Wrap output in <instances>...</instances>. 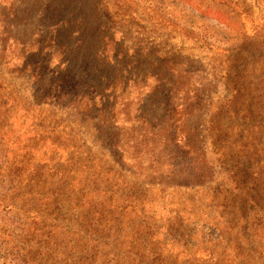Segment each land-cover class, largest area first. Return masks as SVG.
I'll list each match as a JSON object with an SVG mask.
<instances>
[{
	"label": "rangeland",
	"instance_id": "rangeland-1",
	"mask_svg": "<svg viewBox=\"0 0 264 264\" xmlns=\"http://www.w3.org/2000/svg\"><path fill=\"white\" fill-rule=\"evenodd\" d=\"M0 264H264V0H0Z\"/></svg>",
	"mask_w": 264,
	"mask_h": 264
},
{
	"label": "trees",
	"instance_id": "trees-1",
	"mask_svg": "<svg viewBox=\"0 0 264 264\" xmlns=\"http://www.w3.org/2000/svg\"><path fill=\"white\" fill-rule=\"evenodd\" d=\"M101 5V4H100ZM92 23H94V22H92ZM94 28H95V30H92V38H93V40H91L92 42H96V43H94V45L95 44H97V41H96V39L98 40V37L101 35V32H102V27L101 26H99V27H97V26H94ZM94 54L96 55V57H98V55L100 54V49L99 48H95V46H94ZM95 58V57H94ZM84 63H86V61L84 62ZM67 66H65V68H66ZM69 82V84H70V89L73 91V86H74V84H75V86H76V84L78 85V84H81L82 83V81H83V79H80L79 81H75V79H74V75L73 74H71L70 73V69H68L67 71H66V73L65 74H62L61 75V82L62 83H64V82ZM52 86L53 85H51V95L50 96H52V94H53V88H52ZM85 86H87V85H82V90L81 91H78L77 93H75V97H72L71 99H72V101L74 102V100L75 101H77V99H79V101H82L84 98H88V96H89V93L87 92V91H83L84 89L83 88H85ZM57 89H62V85L61 84H58L57 85ZM67 88L68 87H65L64 89L65 90H60L61 92H57V94H56V96H58V93H59V96H61V97H65V98H67V96H68V93L66 92L67 91ZM69 89V88H68ZM56 91V90H55ZM86 92V93H85ZM48 94V93H47ZM47 100H49V99H51V97H49L48 95H45L44 96Z\"/></svg>",
	"mask_w": 264,
	"mask_h": 264
}]
</instances>
